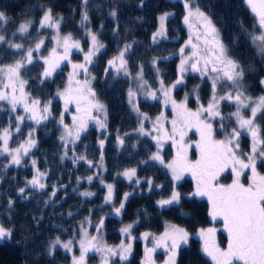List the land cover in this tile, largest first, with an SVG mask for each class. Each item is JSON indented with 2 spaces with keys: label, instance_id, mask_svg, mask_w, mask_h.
I'll list each match as a JSON object with an SVG mask.
<instances>
[{
  "label": "snow or ice",
  "instance_id": "snow-or-ice-1",
  "mask_svg": "<svg viewBox=\"0 0 264 264\" xmlns=\"http://www.w3.org/2000/svg\"><path fill=\"white\" fill-rule=\"evenodd\" d=\"M250 9L255 20L254 30L247 33L258 55L264 58V0H243ZM81 28H87L86 38L90 47L85 52L81 42L71 34L61 35V19L57 18L51 8L43 10L40 19L24 18L14 31L9 32L5 25L11 22L5 11L0 10V53L11 57L10 62L0 63V111L8 115V122L0 125V168H19L28 165L33 169L31 179L25 180L19 187L20 197L28 198L33 190L44 191L48 185V173L37 167L33 149L37 148L36 129L49 121L59 126V137L62 155L60 160H70L73 166L83 162L92 171L84 177H76L78 185L92 184L98 180L106 189L104 204L112 206V214L122 215L125 204L132 195L124 193L117 207L114 203L115 187L105 183L101 173L104 167L103 148L107 136L99 139L100 156L98 161L89 159L84 153L77 152V145L82 134L86 133L89 124L106 133L107 107L97 96L93 87L95 76L90 74V66L94 58L105 48L97 33L89 27L90 0H81ZM182 24L187 29V39L172 55L179 59L177 74L171 84H166L159 69L161 60L171 57H154L151 61L156 70L158 87L153 88L144 78V65L136 68L133 76L130 71V54H133L134 42H123L116 55L107 61L105 75H123L131 80L135 87L127 90L128 103L137 114L139 123L136 129L138 136L151 138L155 151L149 150L148 159L144 164H159L170 174L171 191L167 198L156 201L160 209L171 208L181 203L182 199H206L209 205L208 216L213 226L195 229V237L201 242V251L210 258L212 264H264V173L258 170L264 168V125L258 122V117L264 120V95L253 98L244 87L245 69L231 54L229 46L221 38L220 29L211 16L195 2L182 0ZM143 0H141V7ZM109 15L115 22L119 12L116 6L109 5ZM175 13L163 12L158 18L156 31L151 35V43L159 46L168 38L167 24ZM103 28V25H101ZM44 29L54 30L51 39L54 42L47 54L42 49L44 39H37L32 44L23 41L31 37L32 32L43 36ZM119 34V25L113 29V35ZM84 52L83 61L73 63L70 59L72 50ZM66 62L72 71L68 74L67 84L55 91L45 100L34 95L32 85L25 73L31 71L29 66L39 67L35 79L39 85H45L52 79L54 73ZM189 74L197 75L210 85V95L207 102L201 101L198 89L191 96L186 94L177 100L173 92L185 82ZM83 75V80L81 76ZM264 87V79L260 80ZM221 89H226L221 91ZM145 100H163L165 109L171 110V119L161 112L154 120L139 107V98ZM63 101V110L58 116H53V102ZM194 100L196 107H189ZM74 105V111L70 106ZM222 105L234 108L228 116L221 111ZM71 115V123H66V115ZM226 121L230 123H226ZM151 127H147V124ZM23 127H27L25 133ZM190 133L195 135L190 137ZM125 133L124 136H130ZM124 136L117 135L118 146L125 144ZM17 137L22 139L17 140ZM249 139L247 151L241 149V139ZM168 146L172 153L170 160H165L164 150ZM135 147V145H133ZM28 158V159H26ZM227 174V175H225ZM193 181L192 190L186 196L178 191V185L185 176ZM129 184L137 187L146 185L148 190L161 188L154 184L151 178L141 180L136 167H129L117 173ZM230 183L223 182L225 179ZM59 187L68 185H53L49 199L56 197ZM79 195L90 198L95 195L91 191H81ZM14 201L8 200L9 209ZM47 203V202H46ZM72 215L71 212L68 213ZM139 219L120 228L122 239L119 244L108 245L103 239L104 217L94 226L95 235L88 231L92 226L91 215L79 225L76 235L78 241L69 239L62 241L55 237L48 245V255H52L57 247L67 252L79 247V255L72 256V264H86L89 252L101 254L102 264H129L137 240L143 243V254L140 264H157L156 253L162 251V264H177V257L182 248L187 247L193 238V233L187 228L165 222L164 230L159 233L144 231L139 236L133 230ZM13 228L0 223V240H10ZM226 235L223 245L217 241V233Z\"/></svg>",
  "mask_w": 264,
  "mask_h": 264
},
{
  "label": "trees",
  "instance_id": "trees-1",
  "mask_svg": "<svg viewBox=\"0 0 264 264\" xmlns=\"http://www.w3.org/2000/svg\"><path fill=\"white\" fill-rule=\"evenodd\" d=\"M206 12L216 26L220 29L221 38L229 46L230 54L238 60L245 69L244 87L248 95L255 97L264 95V89L260 80L264 79V65L258 56L255 46L251 44L247 33L254 30V19L243 0H195ZM89 17L91 30L100 33L99 39L105 48L94 58L90 66V74L95 76L93 87L97 96L107 107V132L102 133L94 125H89L88 131L81 136L77 145V152L84 153L89 159L99 160V139L107 136L103 148L104 167L106 171L101 173L105 183H112L115 187L114 203L118 207L124 193L130 192L125 209L121 216L112 214V206L104 204L106 189L95 180L92 184L78 185L76 177H84L92 173L86 164L81 162L73 166L70 160H60L62 151L59 137L61 131L57 123L49 121L36 129L37 148L33 149L37 167L46 171L48 187L44 191L33 190L28 198L20 197L19 187L24 186L25 180L31 179L33 169L30 161L27 166L19 168H0V223L13 228L10 240H0V264H72V256L76 253L67 252L57 247L52 255H48V245L59 236L62 241L76 239V232L80 223L91 215L92 226L88 228L94 233V226L101 217H104L103 239L108 245L119 244L122 236L120 228L139 219L133 234L139 236L144 231L154 233L162 232L165 222L187 228L193 233V238L187 247L181 249L177 264H211L210 260L201 251L198 238L195 237V229L206 227L210 222L208 218V206L205 199H182L179 205L171 208L160 209L156 201L167 198L171 191L170 174L159 164H144L148 159L149 150L154 151L153 141L144 136H138L136 129L139 123L137 114L132 110L127 99V90L131 87V80L123 75H105L107 61L116 55L123 42H134L133 54H130V71L133 76L139 64L144 65V78L153 86L158 87L156 70L151 61L154 57H171L161 60L160 72L166 84H171L176 78L178 58L172 54L187 39V29L182 24L183 5L182 0H90ZM109 5L118 8L119 16L113 21L109 15ZM51 8L53 14L61 19L60 34H71L74 39L81 42L82 49L86 52L90 43L86 38L87 28H81V0H0V10L6 12L9 25H5L9 32L14 31L24 18L39 20L43 10ZM163 12L175 13L169 18L167 24L168 38L161 41L160 45L151 43V35L158 26L157 18ZM119 25V34L113 35V29ZM103 25V28H101ZM44 35L39 36L32 32L28 40L23 41L26 46L37 39H44V54L52 48V29H44ZM84 52L72 51L70 59L73 63L83 61ZM11 57H5L0 53V63L11 61ZM31 71L25 73L29 79L30 91L42 99H49L55 91L64 86L68 67L64 64L54 73L51 80L45 85H39L35 76L39 67L29 66ZM198 83L195 77L187 76L185 82L174 91L176 97L181 98L190 87ZM198 94L201 101H207L210 93V85L202 80L198 86ZM192 106L193 101L190 100ZM139 107L142 113L153 116L159 111L158 105L145 99H139ZM63 110V104L59 99L53 102V116H58ZM66 116V123L69 120ZM8 122V115L0 111V125ZM258 122L264 125V120L258 117ZM23 131H28L23 127ZM131 133L130 136H124ZM124 136L125 144L117 145L116 136ZM244 138V137H243ZM17 140L22 137H17ZM243 148L248 146V141L243 139ZM135 145V147H133ZM168 146L164 150V158L168 160L171 155ZM3 158H0L2 161ZM28 159V158H26ZM129 167L137 168V175L141 180L151 178L161 188H153L149 191L146 185L137 187L117 173ZM258 170L264 173V168ZM225 179L224 181H226ZM68 185L67 188L59 187L56 197L49 199L52 186ZM192 190V180L184 177L179 182L178 191L186 196ZM91 191L95 193L90 198H85L79 193ZM14 201L11 209L8 200ZM47 202V203H46ZM72 215L69 216L68 213ZM221 245L223 238L219 236ZM142 257V242L137 240L134 244V252L129 264H140ZM160 254L156 259L160 260ZM94 257H88L93 263Z\"/></svg>",
  "mask_w": 264,
  "mask_h": 264
},
{
  "label": "rangeland",
  "instance_id": "rangeland-1",
  "mask_svg": "<svg viewBox=\"0 0 264 264\" xmlns=\"http://www.w3.org/2000/svg\"><path fill=\"white\" fill-rule=\"evenodd\" d=\"M246 5V4H245ZM247 6V5H246ZM248 8V7H247ZM249 9V8H248ZM249 11H250V9H249ZM250 13H251V11H250ZM252 14V13H251ZM252 16H253V14H252ZM254 19V18H253ZM255 20H254V25H255ZM53 34H54V30H53ZM186 40V39H185ZM55 45H54V42H53V46L52 47H54ZM72 51H77V50H75V49H73ZM259 57H260V59H261V61H262V63H263V65H264V58H262L260 55H258ZM62 64H64V65H66L67 67H68V71H67V77H66V81H65V84H64V86L67 84V78H68V74L72 71V69H71V65L70 64H67L66 62H64V63H62ZM61 64V65H62ZM179 64V60H178V62H177V65ZM176 74H177V68H176ZM122 75V74H121ZM135 76V75H134ZM188 76H192V77H195L196 78V80H198V83H196V84H194L193 86H191L190 87V90L186 93V94H188L189 96H191V94L193 93V90L194 89H197L198 88V86H199V83L202 81L197 75H195V74H189ZM81 78V80H83V75L80 77ZM175 80V79H174ZM131 87H135V84L134 83H132L131 82ZM263 89H264V87H263ZM224 90H226V89H221V91H224ZM210 91H211V89H210ZM186 94H184V95H182V97L181 98H178V97H176L175 96V94H174V92H173V96L177 99V100H181V99H183L184 98V96L186 95ZM209 95H210V93H209ZM209 95H208V98H209ZM260 95H258V96H255V97H253V98H256V97H259ZM208 98H207V100H208ZM139 99H144L143 98V96L141 95L140 96V98ZM62 104H63V101H61V100H59ZM148 101H150V102H154V103H156L157 105H158V108H159V111H158V113L157 114H154L153 116H149V117H151L153 120L157 117V116H159L160 114H161V112H164V114H165V116H167L168 117V119H171V110H170V108L169 109H165L164 108V106H163V100H162V98L160 99V100H151V99H149ZM193 101V104L194 105H192V106H190L189 105V107H192V108H195L196 107V104H195V101L194 100H192ZM207 102V101H206ZM131 107V106H130ZM70 108L72 109V111H74V105H72V106H70ZM221 111L223 112V114L225 115V116H228L232 111H234V108H233V106H231V105H222L221 106ZM68 118V120H69V123H71V115L70 114H68V115H66ZM226 123H230V122H228V121H226ZM89 125H94L95 126V124H89ZM147 127H151V124L149 123V124H147L146 125ZM96 127V126H95ZM190 135V137H192V136H194L195 134L194 133H190L189 134ZM151 139V138H150ZM155 151V150H154ZM171 153V152H170ZM172 158V153H171V155H170V157H169V159L168 160H170ZM185 177H187V178H189V179H191V177L190 176H185ZM192 187H193V181H192ZM105 193H106V191H105ZM206 200V199H205ZM206 202H207V200H206ZM207 206H208V208H209V205H208V202H207ZM164 226H165V224H164ZM208 227H210V226H208ZM163 230H164V228H163ZM162 230V231H163ZM92 234V233H91ZM96 233L94 232L93 233V235H95ZM79 240V236L77 235V237H76V239H75V241H78ZM76 249V253L75 254H73V255H79V247H78V244H77V247L75 248ZM160 253V251H158L157 253H156V255H158ZM142 254H143V243H142ZM92 256V257H94V261H93V263H91V262H89L88 261V257L89 256ZM161 255V258H160V260H157V264H162V261H163V259H164V254L162 253V254H160ZM207 257V256H206ZM209 260H210V258L209 257H207ZM210 262H211V264H212V261L210 260ZM86 264H102V261H101V254L100 253H96V252H89L88 253V255H87V257H86Z\"/></svg>",
  "mask_w": 264,
  "mask_h": 264
},
{
  "label": "flooded vegetation",
  "instance_id": "flooded-vegetation-1",
  "mask_svg": "<svg viewBox=\"0 0 264 264\" xmlns=\"http://www.w3.org/2000/svg\"><path fill=\"white\" fill-rule=\"evenodd\" d=\"M243 139H245V140L248 141V146H247L246 148H243V145H242V142L244 141ZM248 147H249V139H248L247 137H244V138L242 137V139H241V149H242L243 151H247V150H248ZM225 175H227V174H225ZM223 182H225V183H230L231 180H230V178H229V179H227L226 181H223ZM208 218H209V216H208ZM209 222H210V223H209L206 227H208V226H213V222L210 220V218H209ZM219 236L223 238V244H224L225 241H226V235H225L224 233H222V232H218V233H217V241H218V243H220ZM223 244H222V245H223ZM200 245H201V242H200ZM162 253H163V252L160 251L159 254H162ZM160 256H161V255H160Z\"/></svg>",
  "mask_w": 264,
  "mask_h": 264
}]
</instances>
